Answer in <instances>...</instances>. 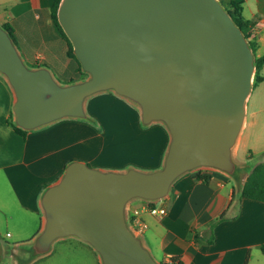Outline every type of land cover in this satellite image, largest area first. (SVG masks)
Here are the masks:
<instances>
[{"label":"water","instance_id":"water-1","mask_svg":"<svg viewBox=\"0 0 264 264\" xmlns=\"http://www.w3.org/2000/svg\"><path fill=\"white\" fill-rule=\"evenodd\" d=\"M57 20L83 80L62 83L50 67L29 66L0 23V75L13 96L14 125L30 131L63 118L93 121L87 100L113 92L138 109L144 126L161 123L169 139L155 169L69 161L42 190L40 227L12 245L11 263L31 264L74 237L100 264H166L129 223V204L160 201L197 170L220 171L242 188L251 164L236 149L254 49L221 0H60Z\"/></svg>","mask_w":264,"mask_h":264},{"label":"crops","instance_id":"crops-1","mask_svg":"<svg viewBox=\"0 0 264 264\" xmlns=\"http://www.w3.org/2000/svg\"><path fill=\"white\" fill-rule=\"evenodd\" d=\"M224 1L240 4L243 17L254 25L255 55H263L264 0ZM53 3L54 0H0V23L12 26L14 40L27 63L50 67L62 82L60 78L77 75L78 66L67 55V43L52 23ZM260 74L263 79L255 87L264 94V64ZM12 100L10 88L0 77V226L3 222L14 228H10L14 234L10 249L12 244L26 241L25 237L31 238L38 231L40 194L60 176L69 161L80 159L104 169L130 166L107 168L95 162L98 133L93 121L63 118L35 130L17 132L8 123ZM261 112L246 111V123L236 149L237 154L243 147V155L237 157L251 166L264 161ZM248 126L258 127L254 150L250 149V134L245 135ZM164 130L167 132L165 127ZM168 139L167 133L163 155ZM255 155L259 157L256 161ZM198 171L201 170L181 176L165 198L151 202L165 207L164 215L149 213L146 201L133 200L129 204L128 215L133 209H141L140 218L147 224L141 233L155 258L166 264H177L172 261L176 257L181 264H264V202L239 197L241 189L237 191L234 181L220 171L203 170L205 179L198 178ZM38 217L39 226L27 231L29 224L38 222ZM12 234L6 231V235ZM10 249L8 253L2 246L0 255L10 256Z\"/></svg>","mask_w":264,"mask_h":264},{"label":"rangeland","instance_id":"rangeland-1","mask_svg":"<svg viewBox=\"0 0 264 264\" xmlns=\"http://www.w3.org/2000/svg\"><path fill=\"white\" fill-rule=\"evenodd\" d=\"M83 73L82 80L86 77V73ZM0 77L2 76L0 75ZM60 79L65 81L63 78ZM86 105L90 110L92 109L88 113L92 117L98 133L95 143L96 163L109 166L107 168H122L133 165L143 169H151L160 165L164 144L167 141V132L161 124L153 123L144 126L140 122L138 111L113 92H104L92 96L87 100ZM100 109L101 111H99ZM247 111L249 113L262 111L259 117H264V94L260 92V88L253 87L247 101ZM248 117L251 119L252 116ZM257 130L258 127L251 126L245 129V135L250 134L251 150H254L255 146L257 147ZM237 154L238 156L243 155L242 146H240ZM258 158L255 155L254 160L256 161ZM37 220L38 222L35 220L33 225L31 224L32 227L29 224L27 231L34 230L39 226L40 218L38 217ZM10 228L13 227L10 226ZM10 228L5 226L3 222L1 223L0 248L6 247L8 253L10 244L13 242L11 238L14 235ZM7 230H10L11 236L6 235ZM2 260L4 262L1 264H12L8 255L7 257H4L3 254L0 255V262ZM31 264H98V259L91 247L74 237H69L56 241L49 254L38 258Z\"/></svg>","mask_w":264,"mask_h":264},{"label":"trees","instance_id":"trees-1","mask_svg":"<svg viewBox=\"0 0 264 264\" xmlns=\"http://www.w3.org/2000/svg\"><path fill=\"white\" fill-rule=\"evenodd\" d=\"M221 1L225 5V7L230 11L234 20L240 25L241 29L245 33V36L248 38V40L250 41V43L254 49L256 44H257L255 36L254 35L252 36L254 25L251 21H248L243 17V15L241 13L240 4L237 2H232V1H229V2H225L223 0H221ZM59 2H60V0H54L53 5L51 6V9H50L51 20H52V23H53L55 29L57 30V32L64 38V40L67 43V55L72 60H74L78 66L77 75L72 76L69 79H65V81H62V82L75 81V80L81 79L83 77L84 73L81 71L80 63L73 53V47H72L70 40L68 39V37L64 33L63 29L61 28V26L57 20V8L59 5ZM2 25H4V27L10 31L12 37L16 40L12 26L9 23H2ZM28 64L30 66H37L38 65V64H31V63H28ZM263 64H264V54L261 56H256V59H255L256 71H255L254 83H253L254 86L257 85V83H259L263 79V76L260 74V71H261ZM8 123L17 132H19V133L25 132V130L14 125L11 116L8 120ZM197 173H198L197 174L198 178H200V179L206 178V176L203 175V170L198 171ZM238 196L241 198L242 197L243 198H249V199L264 202V161H260V162L255 163L251 166V168L249 169L248 176H247ZM172 261L176 262L177 264H181L179 258H177V257L173 258Z\"/></svg>","mask_w":264,"mask_h":264},{"label":"built area","instance_id":"built-area-1","mask_svg":"<svg viewBox=\"0 0 264 264\" xmlns=\"http://www.w3.org/2000/svg\"><path fill=\"white\" fill-rule=\"evenodd\" d=\"M151 202H144L146 210L151 214L164 215L166 213V208L163 206H157L150 204ZM141 209H133L131 214L128 215L129 223L139 232H142L147 224L140 218Z\"/></svg>","mask_w":264,"mask_h":264}]
</instances>
